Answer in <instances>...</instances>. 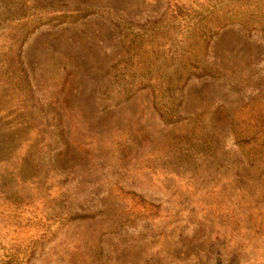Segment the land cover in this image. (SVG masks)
<instances>
[{
  "label": "rangeland",
  "instance_id": "rangeland-1",
  "mask_svg": "<svg viewBox=\"0 0 264 264\" xmlns=\"http://www.w3.org/2000/svg\"><path fill=\"white\" fill-rule=\"evenodd\" d=\"M170 1L0 0V203H21L27 264H264V32L194 49L214 76L177 123L106 90L120 22Z\"/></svg>",
  "mask_w": 264,
  "mask_h": 264
},
{
  "label": "trees",
  "instance_id": "trees-1",
  "mask_svg": "<svg viewBox=\"0 0 264 264\" xmlns=\"http://www.w3.org/2000/svg\"><path fill=\"white\" fill-rule=\"evenodd\" d=\"M232 3L171 0L167 10L157 18L143 22L123 19L119 35L124 57L107 71L106 90L111 98L121 103L134 92L150 90L152 106L160 120L167 124L181 121L179 108L186 84L193 78L214 76L208 65L194 57V49L198 46L207 49L218 30L228 23L264 32V0H232ZM14 54L21 85L28 88L20 52ZM3 200L6 202L0 203V264H27L31 249L15 236L14 230L19 224L16 218L21 203Z\"/></svg>",
  "mask_w": 264,
  "mask_h": 264
}]
</instances>
